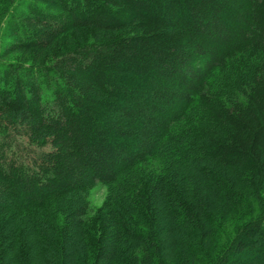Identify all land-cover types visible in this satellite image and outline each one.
Listing matches in <instances>:
<instances>
[{"label":"trees","instance_id":"1","mask_svg":"<svg viewBox=\"0 0 264 264\" xmlns=\"http://www.w3.org/2000/svg\"><path fill=\"white\" fill-rule=\"evenodd\" d=\"M0 264H264V0H0Z\"/></svg>","mask_w":264,"mask_h":264},{"label":"rangeland","instance_id":"2","mask_svg":"<svg viewBox=\"0 0 264 264\" xmlns=\"http://www.w3.org/2000/svg\"><path fill=\"white\" fill-rule=\"evenodd\" d=\"M105 195L106 187L101 184H97L89 190L87 194V200L91 213L102 204Z\"/></svg>","mask_w":264,"mask_h":264}]
</instances>
